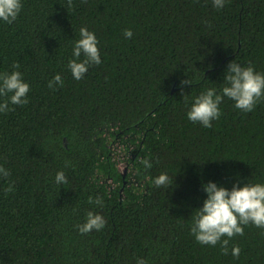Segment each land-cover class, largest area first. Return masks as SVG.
<instances>
[{"label": "trees", "instance_id": "obj_1", "mask_svg": "<svg viewBox=\"0 0 264 264\" xmlns=\"http://www.w3.org/2000/svg\"><path fill=\"white\" fill-rule=\"evenodd\" d=\"M22 4L13 23L0 20V74L18 63L30 85L27 104L0 113V165L11 173L0 178V264H264L255 225L228 255L191 234L205 183H264V101L245 113L225 97L211 128L187 116L202 91L222 88L231 61L264 72V0ZM85 26L102 62L77 81L67 65ZM162 173L170 187L155 186ZM89 211L107 223L81 234Z\"/></svg>", "mask_w": 264, "mask_h": 264}, {"label": "clouds", "instance_id": "obj_2", "mask_svg": "<svg viewBox=\"0 0 264 264\" xmlns=\"http://www.w3.org/2000/svg\"><path fill=\"white\" fill-rule=\"evenodd\" d=\"M86 2V0H82ZM226 0H213V7L221 9L225 6ZM72 5V0H68V6ZM22 0H0V20L11 24L19 16L22 10ZM80 38L75 42L72 52V59L68 62V69L73 78L77 81L84 78L89 68L99 65L101 53L99 39L93 31L86 26L79 30ZM124 35L127 38L133 36L131 29H125ZM83 57V59H81ZM13 71L0 74V113L11 110V105H25L28 103V93L30 85L24 80L23 73L19 71L20 65L14 64ZM62 76H56L48 82V87L55 90L57 85L63 86ZM181 84H191V81L184 80ZM11 94V95H9ZM227 97L234 101L235 108L242 112H252L256 105L264 101V72H258L250 62L242 65L236 60L231 61L226 68L223 86L218 91L211 87L202 91L194 98L190 110L187 113L188 119L194 123H199L205 128H211L212 121L218 120L222 115L220 105ZM187 101V98L185 97ZM146 169L152 167L148 159L141 161ZM69 162H66V167ZM10 171L0 165V178H8ZM57 184H66L67 176L63 171L56 174ZM154 184L157 188L170 187L171 181L166 173L160 174L155 178ZM207 193V198L203 206L196 208L195 215L192 217L191 234L195 240L202 245L215 246L221 245L224 255L229 254L230 240L237 235H244V226L252 224L264 229V183H245L240 186L239 182L231 189L222 186L214 181L203 185ZM11 184L6 192L13 191ZM89 204L103 206V199L97 196L88 198ZM107 221L103 215L89 211L86 222L79 224L81 234H87L93 230H102ZM227 237V239H222ZM241 249L238 245L232 247L231 254L239 258ZM137 264H147L144 258H139Z\"/></svg>", "mask_w": 264, "mask_h": 264}, {"label": "rangeland", "instance_id": "obj_3", "mask_svg": "<svg viewBox=\"0 0 264 264\" xmlns=\"http://www.w3.org/2000/svg\"><path fill=\"white\" fill-rule=\"evenodd\" d=\"M126 165H127V162H126V161H123V160H122V161L120 162V167H121L122 170H126Z\"/></svg>", "mask_w": 264, "mask_h": 264}]
</instances>
